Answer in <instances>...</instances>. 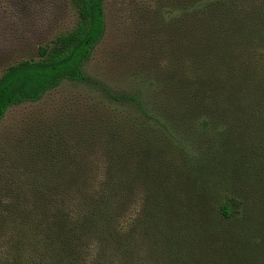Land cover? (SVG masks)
Instances as JSON below:
<instances>
[{"label": "trees", "instance_id": "obj_1", "mask_svg": "<svg viewBox=\"0 0 264 264\" xmlns=\"http://www.w3.org/2000/svg\"><path fill=\"white\" fill-rule=\"evenodd\" d=\"M219 1L133 6L129 38L143 43L136 59L149 65L146 91H160V108L86 73L106 35L105 0H74L76 27L41 46L40 60L7 68L0 125L65 82L102 93L108 107L84 102L27 120L0 150V264H185L201 213L230 219L240 206V164L255 162L264 188V62L243 68L228 52ZM191 132L211 136L204 156L182 143ZM217 158L228 170L202 180L198 167Z\"/></svg>", "mask_w": 264, "mask_h": 264}, {"label": "rangeland", "instance_id": "obj_2", "mask_svg": "<svg viewBox=\"0 0 264 264\" xmlns=\"http://www.w3.org/2000/svg\"><path fill=\"white\" fill-rule=\"evenodd\" d=\"M154 5L155 0H105L106 35L85 65V71L116 92L144 91L147 102L160 108V91H146L145 69L149 65L136 59L143 53L142 42L133 43V35L129 38L134 20H137L132 12L133 6L155 8ZM216 6H224L228 12L225 18V26L230 30L228 52L239 64L242 63L243 68L247 67L244 61H251L252 66L263 63L264 0H221ZM78 21L74 0H0V77L9 66L22 60H40L39 48L52 46L60 35L72 31ZM138 23L143 25L145 21ZM157 64L153 67H159L160 61ZM84 102L108 107L107 98L102 93L65 82L40 102L11 109L0 125V150L12 147L6 142L18 136L25 121L47 120L65 106L75 107ZM121 113L125 115L124 110ZM179 137L182 143L191 145L195 156H204L203 145L211 141L210 135L198 132H191L186 139ZM177 140L174 142L178 143ZM197 147L200 150L194 149ZM209 158L214 159L212 155ZM215 160L219 163L218 158ZM202 164L198 167L202 180L212 175L219 177L228 170L222 160L216 167L209 164L207 171L203 166L208 162ZM243 165L238 166L235 174L241 171L242 175L233 183L236 187L233 194L240 206L230 219L213 215L209 213L211 210L205 216L201 213L189 231L185 264H264V188L258 184L260 177L256 163H251V170L244 169ZM230 189L225 186L228 196H232Z\"/></svg>", "mask_w": 264, "mask_h": 264}]
</instances>
